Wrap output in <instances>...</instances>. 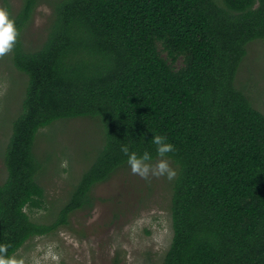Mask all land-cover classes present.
I'll return each instance as SVG.
<instances>
[{
	"label": "trees",
	"instance_id": "obj_1",
	"mask_svg": "<svg viewBox=\"0 0 264 264\" xmlns=\"http://www.w3.org/2000/svg\"><path fill=\"white\" fill-rule=\"evenodd\" d=\"M39 3L24 0L11 15L12 60L28 83L3 155L5 255L92 209L94 188L129 165L123 147L157 161L161 135L179 170L173 239L158 264H264V112L236 86L248 44L264 39V0H59L32 48L22 34ZM84 117L101 122L104 143L54 220L35 221L27 209L46 197L42 130Z\"/></svg>",
	"mask_w": 264,
	"mask_h": 264
},
{
	"label": "rangeland",
	"instance_id": "obj_2",
	"mask_svg": "<svg viewBox=\"0 0 264 264\" xmlns=\"http://www.w3.org/2000/svg\"><path fill=\"white\" fill-rule=\"evenodd\" d=\"M56 1L59 0H40L23 29L27 46L37 47L47 36ZM23 3L24 0H0V7L15 16ZM247 48L236 86L244 89L254 106L264 112V39L252 41ZM181 64L179 60L177 67ZM27 83V76L14 65L12 50L0 57V184L7 177L3 155L13 123L22 110ZM100 123L84 117L57 121L42 130L36 150L46 163L40 177L46 197L42 209H27L32 219L52 222L69 199L104 143ZM169 164L176 177L179 167L172 160ZM171 181L166 175L141 177L127 165L94 188L92 209L75 211L69 225L28 241L15 258H23L25 264L161 263L173 239Z\"/></svg>",
	"mask_w": 264,
	"mask_h": 264
},
{
	"label": "clouds",
	"instance_id": "obj_3",
	"mask_svg": "<svg viewBox=\"0 0 264 264\" xmlns=\"http://www.w3.org/2000/svg\"><path fill=\"white\" fill-rule=\"evenodd\" d=\"M18 35L15 21L11 17L10 12L0 7V57L8 54L13 49ZM152 143L156 145V155L158 157L155 163L147 151L142 155H137L135 152L130 153L127 146L122 148V151L128 157L127 162L132 173L144 178H147L151 174L158 177L166 175L169 180L173 179L176 172L170 167L167 154L174 152V145L167 142V137L161 135L154 136ZM7 249V245H0V264H25L23 258L17 259L13 256H6Z\"/></svg>",
	"mask_w": 264,
	"mask_h": 264
}]
</instances>
